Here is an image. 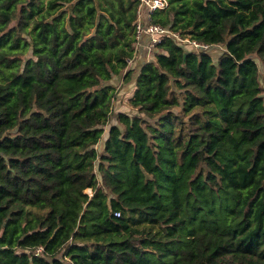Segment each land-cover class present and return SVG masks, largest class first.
Returning a JSON list of instances; mask_svg holds the SVG:
<instances>
[{
	"label": "trees",
	"instance_id": "obj_1",
	"mask_svg": "<svg viewBox=\"0 0 264 264\" xmlns=\"http://www.w3.org/2000/svg\"><path fill=\"white\" fill-rule=\"evenodd\" d=\"M167 1L0 0V264H264V0Z\"/></svg>",
	"mask_w": 264,
	"mask_h": 264
},
{
	"label": "built area",
	"instance_id": "obj_2",
	"mask_svg": "<svg viewBox=\"0 0 264 264\" xmlns=\"http://www.w3.org/2000/svg\"><path fill=\"white\" fill-rule=\"evenodd\" d=\"M168 5L167 0H138L137 5V18L135 21V37L137 41L143 36H147L146 48L148 51H151L162 39L164 34L169 30L164 28L163 26L152 23L150 21V13L155 10H162L166 8ZM146 7L148 9V14L144 18L142 11L143 8ZM173 36L178 40L187 43L190 42L194 47H201L203 49L208 48L206 43H198L195 40H190L188 37H181L178 32H172ZM134 55L131 58H127V64H130L133 61Z\"/></svg>",
	"mask_w": 264,
	"mask_h": 264
},
{
	"label": "rangeland",
	"instance_id": "obj_3",
	"mask_svg": "<svg viewBox=\"0 0 264 264\" xmlns=\"http://www.w3.org/2000/svg\"><path fill=\"white\" fill-rule=\"evenodd\" d=\"M142 14H143L144 18L147 16L148 9L146 7L143 8ZM146 43H147V38H140L139 39L138 45H137V53L135 55L136 59H135L133 65L138 66V65H140L141 60H143L144 58H147ZM219 50H221V48L212 49L211 50L212 55L216 56ZM256 61H257L260 73H263L264 72L263 64L258 60H256ZM121 78L122 77H118L115 84H114L115 89L117 91V96H116V100L113 103V112L118 111V110H124V109L127 110L126 97L130 94V92L133 89L132 83H122ZM262 85L264 86V82L262 83ZM114 117H115V114L113 115V117L111 116L110 122L115 121ZM107 127L108 126L105 127V132H104L103 137L106 135ZM101 145H102V142H100V144L98 145L99 150H101ZM84 190L87 193L91 192L89 189H84Z\"/></svg>",
	"mask_w": 264,
	"mask_h": 264
}]
</instances>
